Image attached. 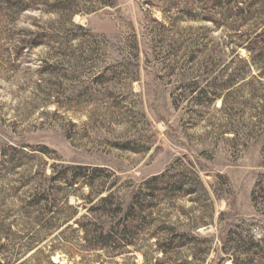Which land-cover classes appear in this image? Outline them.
<instances>
[{
    "label": "rangeland",
    "instance_id": "1",
    "mask_svg": "<svg viewBox=\"0 0 264 264\" xmlns=\"http://www.w3.org/2000/svg\"><path fill=\"white\" fill-rule=\"evenodd\" d=\"M263 253L264 0H0V264Z\"/></svg>",
    "mask_w": 264,
    "mask_h": 264
},
{
    "label": "trees",
    "instance_id": "2",
    "mask_svg": "<svg viewBox=\"0 0 264 264\" xmlns=\"http://www.w3.org/2000/svg\"><path fill=\"white\" fill-rule=\"evenodd\" d=\"M258 261H259L260 264H264V253L261 256L258 257Z\"/></svg>",
    "mask_w": 264,
    "mask_h": 264
}]
</instances>
